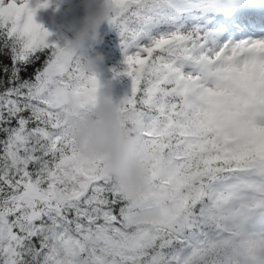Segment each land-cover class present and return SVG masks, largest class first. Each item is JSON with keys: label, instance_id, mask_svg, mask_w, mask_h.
I'll return each mask as SVG.
<instances>
[{"label": "snow or ice", "instance_id": "snow-or-ice-1", "mask_svg": "<svg viewBox=\"0 0 264 264\" xmlns=\"http://www.w3.org/2000/svg\"><path fill=\"white\" fill-rule=\"evenodd\" d=\"M62 2L0 0V264H264V0H107L148 219L66 132L104 85L36 22Z\"/></svg>", "mask_w": 264, "mask_h": 264}, {"label": "clouds", "instance_id": "clouds-1", "mask_svg": "<svg viewBox=\"0 0 264 264\" xmlns=\"http://www.w3.org/2000/svg\"><path fill=\"white\" fill-rule=\"evenodd\" d=\"M62 11L74 8L81 15L68 18L62 25L67 34L62 44L75 52L81 60V68L93 70L103 63L104 56L95 50L101 43V25L110 12L107 0H63ZM66 110L70 125L66 129L76 152L83 158L103 157L104 168L123 195L137 206L141 219L155 216V205L141 206L140 196L147 191V170L137 155L142 132V120L131 109H123L111 93L103 88L93 106L75 108L69 101Z\"/></svg>", "mask_w": 264, "mask_h": 264}, {"label": "trees", "instance_id": "trees-1", "mask_svg": "<svg viewBox=\"0 0 264 264\" xmlns=\"http://www.w3.org/2000/svg\"><path fill=\"white\" fill-rule=\"evenodd\" d=\"M81 14V10L79 9L78 12L73 16H79ZM65 21L57 22L53 25L51 29L52 35L49 39L50 41L62 42L63 38L66 35H70L67 34L62 27ZM104 24L105 23H103L100 28L102 41L95 48L97 52L103 54L104 61L103 63L98 64L96 68L93 69V71L97 74V77L100 80L101 84L104 85L105 90L109 91L115 100H119L126 94L130 82L127 77L122 75L113 78V72L120 71L123 68L122 55L119 48V39L117 34L111 28L107 32H105L103 30ZM42 61L43 58L41 59V61H38L34 65V67H41ZM32 72L33 68H29L28 73H26L25 75H31Z\"/></svg>", "mask_w": 264, "mask_h": 264}, {"label": "rangeland", "instance_id": "rangeland-1", "mask_svg": "<svg viewBox=\"0 0 264 264\" xmlns=\"http://www.w3.org/2000/svg\"><path fill=\"white\" fill-rule=\"evenodd\" d=\"M62 8L63 5H60L57 10H54V6H50L47 9H38L34 18L37 23H40L46 30L51 33V29L55 23L65 21L67 18L75 15L79 10V8H74L69 12H63ZM109 29L110 27L105 22L103 30L107 32ZM50 38L51 36L49 37V39Z\"/></svg>", "mask_w": 264, "mask_h": 264}]
</instances>
